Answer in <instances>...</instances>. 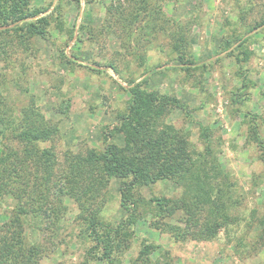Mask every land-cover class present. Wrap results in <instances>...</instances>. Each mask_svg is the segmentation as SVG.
I'll return each mask as SVG.
<instances>
[{
  "label": "rangeland",
  "instance_id": "rangeland-1",
  "mask_svg": "<svg viewBox=\"0 0 264 264\" xmlns=\"http://www.w3.org/2000/svg\"><path fill=\"white\" fill-rule=\"evenodd\" d=\"M49 1L35 0L34 4L47 6ZM57 2L53 0L44 15L50 13ZM79 2V7L68 2L63 6L61 30L52 25L47 41L35 39V55L26 59L19 50L10 49L13 52L10 53L11 59L16 61L10 67L0 59V92L11 113L17 116L20 109L33 99L45 118L59 126V133L41 146L52 147L60 165L64 164L68 151L102 150L103 135L118 126L116 115L125 111L130 98L128 92L119 87L128 89L131 86L126 81L139 78L143 72L135 53L145 55L147 69L157 66V70L172 66L166 63L175 56L163 32L142 30L139 33L140 27L133 29L135 31L129 38L133 48L126 51L119 46L126 35L121 28L118 29L116 17L110 21L115 23L113 28L104 30V19L109 16L108 7L115 5L114 0ZM263 2L257 0L258 8L246 15L247 24L258 19ZM155 3L161 14L188 27L194 58L208 59V65L203 78H199L198 72L186 78L168 68L163 74H146L136 82L148 77L145 89L174 95L186 105L188 114L181 109L173 110L163 118V123L189 132L188 151L193 158L204 153L206 146L199 137V126L209 129L215 159L233 184L231 197L234 203L226 211L230 223L224 225L214 239H192L195 229H185L176 217L170 222L188 232L179 242L149 228L150 216L137 224V234L160 244L159 251L169 252L175 264H264V163L260 159L262 153L258 144L249 134L251 125L244 117L250 113L264 118V26L245 36H251L244 47L250 56L246 62L237 64L234 57L228 55L229 51L217 56L213 52L218 50L221 38L230 36L232 28L237 34L243 30L235 0H150L151 5ZM239 4L244 6V0ZM120 5L123 10H129L128 4L120 2ZM113 15L116 13L112 12L109 17ZM137 36L141 38L139 41H136ZM20 62L24 63L22 73ZM110 64L116 67L120 76L108 68ZM242 83L249 86L246 90L249 100L233 105L230 97ZM259 130L264 137V128ZM122 138L113 134L108 140L122 148ZM210 182L208 186L213 187L214 181L210 179ZM120 187V181L112 178L106 188L100 213V220L104 223L114 225L123 216ZM188 190L186 184L160 180L151 186L136 187L132 192L135 197L146 200L151 197L181 199ZM10 204L9 199L0 202V229L8 221ZM64 206L67 210L58 222L54 223L51 215L43 214L46 219L43 216L40 230L32 219L28 220L30 227L25 226L29 241L42 247L39 264H97L85 262L89 244L80 237L82 225L79 219L75 220L79 214L76 206L68 199L64 200ZM199 206L198 223L201 224L210 217L211 207L207 204ZM139 248V241L133 239L122 257V264H129ZM156 258L158 253L153 255V259Z\"/></svg>",
  "mask_w": 264,
  "mask_h": 264
},
{
  "label": "trees",
  "instance_id": "trees-1",
  "mask_svg": "<svg viewBox=\"0 0 264 264\" xmlns=\"http://www.w3.org/2000/svg\"><path fill=\"white\" fill-rule=\"evenodd\" d=\"M34 1L0 0V59L5 61L6 67L16 62L11 59L10 53L13 52L10 49L19 50L26 59L35 55V39L47 41L52 25L60 30L63 28V6L67 2L76 7L80 5L79 0H58L52 11L44 15L53 0L47 6H36ZM120 2L128 4L129 10H123ZM244 2L245 5L241 6L240 0H235L243 30L237 34L232 28L230 36L221 38L218 50L213 51L216 56L229 51L228 55L234 57L237 64L246 62L250 56L244 47L251 36H245L264 26V2L261 14L252 24H247L246 15L258 8L257 0ZM113 3L115 5L108 7V15L112 12L116 15L104 19V30L113 28L115 23L110 21L116 17L118 29L121 28L126 35L120 47L126 51L132 49L129 38L135 31L133 29L140 27L139 33L142 30L163 32L175 54L166 63L172 66L157 70V66L147 69L145 55L135 53L138 66L143 69L139 78L146 74H163L169 69L184 74L186 78L198 72L199 78H203L208 59L194 58L188 27L186 29L161 14L159 5H151L150 0H114ZM87 31L91 34L89 29ZM140 39L137 36L136 41ZM233 46L234 50H230ZM19 67L21 73L24 72L23 62ZM108 68L120 76L115 66L110 64ZM139 78L127 80L131 87L126 90L119 87L128 92L130 98L125 111L116 115L118 126L103 135L102 150L68 151L63 165L58 163L52 147L41 146L59 133V126L45 118L33 99L20 109L17 116L12 114L0 92V202L9 199L11 203L8 221L0 229V264H39L42 247L29 241L25 226L30 227L28 220L32 219L40 230L46 219L44 215H51L54 223L58 222L67 210L65 199L79 212L75 220L79 219L82 225L80 237L89 244L85 262L97 264H122V257L133 239L139 241L140 248L129 264H175L169 252L159 251L160 244L137 234V224L146 221L148 216V227L168 235L174 242H179L188 233L186 227L195 229L191 234L194 240L214 239L219 230L230 223L226 211L234 203L231 197L233 184L215 159L209 129L199 126V137L206 146L204 153L193 158L188 151L189 132L163 123V118L173 110L181 109L188 114L186 105L174 95L145 89L148 77L136 82ZM248 88L247 83H242L232 93L230 103L241 105L249 100ZM244 117L251 125L249 134L258 144L262 153L260 159L264 163V137L259 130L264 128V118L250 113ZM113 134L123 137L122 148L108 140ZM14 144L18 147L15 148ZM112 178L120 181V208L123 211L122 218L114 225L100 220L104 194ZM210 179L215 183L213 187L208 186ZM160 180L186 184L189 190L181 199L151 197L146 200L133 195L134 188L151 186ZM201 204H207L211 209L210 217L199 224ZM175 217L185 229L170 222ZM157 253L158 258L153 259Z\"/></svg>",
  "mask_w": 264,
  "mask_h": 264
}]
</instances>
